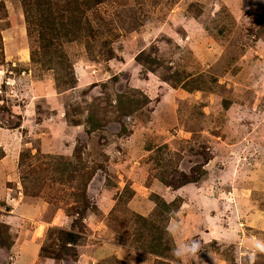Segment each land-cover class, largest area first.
I'll use <instances>...</instances> for the list:
<instances>
[{
    "label": "rangeland",
    "instance_id": "374dc122",
    "mask_svg": "<svg viewBox=\"0 0 264 264\" xmlns=\"http://www.w3.org/2000/svg\"><path fill=\"white\" fill-rule=\"evenodd\" d=\"M97 11L104 23L55 42L44 65L49 30L26 23L20 0H0V264H13L21 234L58 256L38 250L36 264L83 253L134 264L129 252L136 264H264V0H105ZM142 52L155 70L137 63ZM170 76L204 89L172 88ZM122 92L150 102L115 113ZM94 106L108 113L87 134ZM153 182L180 193L162 198L170 213ZM4 215L24 224L11 233ZM52 228H72L76 245ZM158 236L165 259L146 252Z\"/></svg>",
    "mask_w": 264,
    "mask_h": 264
},
{
    "label": "trees",
    "instance_id": "16d2710c",
    "mask_svg": "<svg viewBox=\"0 0 264 264\" xmlns=\"http://www.w3.org/2000/svg\"><path fill=\"white\" fill-rule=\"evenodd\" d=\"M21 5L23 8V12L25 15L26 23L30 24V22L34 21L39 26V29L43 30H49V38H43L42 37V44L40 43L42 49L44 50L45 56L43 57V64H49L51 65L53 62L52 54L50 52L51 48L55 45V42L59 43H68V42H75L81 39H78V33L79 31L83 30L84 27H88V33L86 35H90L91 32V26L93 24H103L104 20L100 16L99 12L97 11L98 7L103 4L105 0H20ZM91 15V16H90ZM98 15V16H96ZM44 23L46 26H44ZM49 24V25H48ZM80 24V26H79ZM48 25V27H47ZM107 32L112 33V30L108 29ZM78 39V40H77ZM41 40V39H40ZM40 47V48H41ZM47 54V57H46ZM54 54H59L61 60L65 58V53L63 52L62 48L58 49ZM43 55V51H42ZM41 55V56H42ZM51 56V57H50ZM137 63L140 64L142 67L146 68L149 71L155 70V64L158 62L152 58H150L149 55L142 52L138 55L136 59ZM53 69L54 72H56L55 68H49ZM59 78L55 77V81L57 82ZM170 83L171 81L175 80V83L172 84V88H183L187 90L188 92H192V90L200 91L204 88H201L199 85L200 81L198 80H191L187 81L185 83H178L174 77H168L167 79ZM104 94V93H103ZM141 99H134L127 96L126 92L118 93L114 95V105L113 109L115 113H122L124 116H129L133 113H136L139 110H142L145 106H147L150 102L149 98L144 95L140 94ZM104 104H108V101H104L103 99H100ZM110 107V104H108ZM97 111H101V113L97 114L95 113V106L94 110L91 111V113H87L86 115V121L84 122L85 125V132L87 134H92L95 131L99 129V127L103 126L102 123L103 117L108 113L107 111H104L103 107H97ZM81 125V123L77 124ZM76 125V126H77ZM72 166L71 163L68 162L67 167L65 169H62V175L61 177L65 176L66 174H69L71 172ZM75 172H77V175L82 172V169L78 165L74 169ZM71 176V175H70ZM70 178H73L72 176ZM66 180L67 177L65 178ZM159 181L167 185V181L163 178H160ZM157 200L155 201L156 207L160 206V209H162L163 212H169L170 213V206L171 204H168L165 202L162 198L154 195ZM74 198L78 199V203H81V201H84V197L79 194L75 195ZM155 207V208H156ZM79 214V212H76ZM137 219L141 221V224L148 228L153 229L155 224L152 223L151 220L148 218H145L143 216L136 215ZM85 218V215L83 216V220ZM168 223V219H165ZM166 222L164 227L166 226ZM167 228V227H166ZM53 231L57 232L58 235H60L59 241H67V246L71 247L72 245H76L77 243V237L74 235L72 231V228L69 231L60 229V228H52ZM51 230V229H50ZM49 230V231H50ZM166 232L168 235V231ZM169 236V235H168ZM170 237V236H169ZM156 239H151L153 242L156 241L157 247H161V251H157L154 249V245H149V251L146 250L151 255L166 258L165 253L170 251V244L165 241L164 244L160 242V236L155 237ZM170 242V240H169ZM8 245V247H10ZM62 247V246H61ZM60 247V248H61ZM139 249L141 247H138ZM143 250V249H140ZM40 251L44 253L45 258H57L58 256H52V254L45 249L43 246L41 247ZM48 253V254H47ZM47 254V255H46Z\"/></svg>",
    "mask_w": 264,
    "mask_h": 264
},
{
    "label": "crops",
    "instance_id": "0c3cea01",
    "mask_svg": "<svg viewBox=\"0 0 264 264\" xmlns=\"http://www.w3.org/2000/svg\"><path fill=\"white\" fill-rule=\"evenodd\" d=\"M52 100H54V99H52ZM51 110H54V109H51ZM152 189L157 190V192L160 195V197L163 198L164 200L172 199L173 198V194H174L175 197H176V195L180 196L179 195L180 193L176 191L177 189H175V191L174 190H172V191L168 190L167 191L164 186L161 187L160 185H158V182L157 183L156 182L152 183ZM165 196H166V198H165ZM151 209L153 210V208H151ZM152 210L150 212H152ZM139 212L140 211H138V213H137L138 215L143 216V217L147 216V215L139 213ZM2 217L5 219L4 222H5V224L8 225L10 232L12 230H14V229H17V228H15L16 226H20V225L22 226L24 224L23 223V216L19 217V216H15V215H10V216H5L4 215ZM61 217L62 218L60 220H63V222L65 224H66V222H69L68 221L69 220L68 217L63 216V215ZM85 220L86 219L84 218V221ZM37 230L38 229L36 227L35 228H31L30 231H32V232L30 233V236L32 234H36ZM26 235L27 234H25V235L21 234V235H18V236L16 235L14 237L15 241L12 242L13 246L11 245L12 249L9 252V254L12 255L11 262L13 264H36V262H37V260H35V259H36V256L38 254V250H40L39 249L40 247H38V244H36V241L33 242V240H28V236H26ZM127 257L129 259V261H127V262L136 264L135 259H132V257H131V252L128 253ZM88 258H89L88 254H86V253L80 254V257L78 259V263L77 264H91V258H89V259ZM46 261H48V259ZM43 264H53V263L45 262Z\"/></svg>",
    "mask_w": 264,
    "mask_h": 264
},
{
    "label": "clouds",
    "instance_id": "9594fccd",
    "mask_svg": "<svg viewBox=\"0 0 264 264\" xmlns=\"http://www.w3.org/2000/svg\"><path fill=\"white\" fill-rule=\"evenodd\" d=\"M261 250H264V248H262ZM179 254V253H178Z\"/></svg>",
    "mask_w": 264,
    "mask_h": 264
}]
</instances>
